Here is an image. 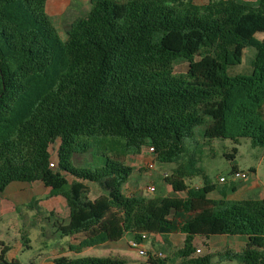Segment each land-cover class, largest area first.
<instances>
[{
    "label": "trees",
    "instance_id": "obj_1",
    "mask_svg": "<svg viewBox=\"0 0 264 264\" xmlns=\"http://www.w3.org/2000/svg\"><path fill=\"white\" fill-rule=\"evenodd\" d=\"M47 2L0 0V196L15 181H41L64 196L67 220L39 199L28 203L34 221L44 216L70 238L54 264H125L118 255L80 254L127 234L166 240L169 253L148 251L143 264H213L214 254L192 243L217 234L248 238L240 252L225 251L229 259L264 264V198L212 197L218 185L186 144L204 125L206 142L249 137L264 146V39L256 36L264 32V0H90L66 39ZM247 47L255 49L252 72L229 74ZM181 62L188 68L178 72ZM96 146L105 148L103 165L74 163ZM142 146L174 164L164 181L178 194L124 190L135 170L128 157ZM195 176L200 181L189 185ZM92 183L102 189L93 199ZM171 233H186L185 245L172 249ZM0 246V264H23L8 258L11 245Z\"/></svg>",
    "mask_w": 264,
    "mask_h": 264
},
{
    "label": "rangeland",
    "instance_id": "obj_2",
    "mask_svg": "<svg viewBox=\"0 0 264 264\" xmlns=\"http://www.w3.org/2000/svg\"><path fill=\"white\" fill-rule=\"evenodd\" d=\"M65 8L61 10L55 9L53 0L47 2V12L58 27L59 33L63 39L67 38V29L70 24L78 17L83 16L91 9L90 0H64ZM198 2H205L206 0H197ZM256 36L259 39H264V32H258ZM255 49L247 47L244 50L243 61L238 65H231L228 67L229 74L235 75L238 73H250L252 67L250 66V59L253 56ZM178 72L187 70L188 63L181 62L176 66ZM204 125L196 129L195 136L186 139L188 147L187 155L195 158H200L198 166L205 170L211 181L219 183L220 176L227 178V197L229 200H240L245 198H258V195L247 190L252 185L264 184V146H254L249 137H241L238 142L230 138H215L209 142L205 141ZM237 147L238 152L235 159H230L226 153L232 152L233 148ZM104 147L96 146L86 153H78L74 155V163L80 167L96 168L103 165L105 155L103 154ZM148 151L147 146H142L141 150ZM149 153V152H148ZM153 156V155H152ZM136 157L131 156L130 162L135 164ZM236 163L240 170L247 171L249 176L246 179H239L236 181L239 185L238 190L234 191L230 187L232 165ZM135 166L132 179L129 187L124 186L127 193L146 194L150 196H164L167 184L163 180L164 175L171 172L174 164H164L156 161V168L153 172H149L143 165L139 163ZM143 167V170L139 169ZM256 168L258 174L252 171ZM155 183L156 191L149 193L147 187ZM200 181L199 176L194 178H187L189 185L194 186ZM12 184V183H11ZM132 184V185H131ZM16 185V186H15ZM8 189L6 193L0 198V240L5 241L11 245L8 258L13 257L20 260L23 264H33L37 258L40 259L42 255L53 252L59 249L57 242L63 244L67 238H63L56 232V227L53 221L45 219L44 216L35 218L36 210L29 208L28 203L34 199L46 198V188L44 186L29 187L26 183H16ZM25 185V189H23ZM93 189L91 198H95L102 189L96 184L92 183ZM133 186V187H131ZM14 187V188H13ZM22 189V191H20ZM216 193V192H215ZM215 193L212 197H215ZM171 195L178 194L175 191L170 192ZM49 196V195H48ZM47 200L50 206L60 211L65 219H68V207L62 197L51 195ZM261 197V196H260ZM22 235H27L31 242V247L24 245ZM82 236V235H81ZM78 236V237H81ZM132 235H128L121 242H108L100 246H94L85 249L83 256H109L118 255L125 259V264H142L147 261V256L139 254L138 250L131 247L128 243ZM232 236H214L210 241L211 251L218 252L220 257H225V251L231 249L236 251L237 247L232 244ZM153 236L145 240L143 246L146 250H152L150 242ZM72 240H75L73 238ZM76 241V240H75ZM220 242V245H216ZM228 243V245H226ZM1 247V246H0ZM158 252L156 253V255ZM10 256V257H9ZM162 257V256H161ZM177 261H170L168 264H176ZM216 262V261H215Z\"/></svg>",
    "mask_w": 264,
    "mask_h": 264
},
{
    "label": "crops",
    "instance_id": "obj_3",
    "mask_svg": "<svg viewBox=\"0 0 264 264\" xmlns=\"http://www.w3.org/2000/svg\"><path fill=\"white\" fill-rule=\"evenodd\" d=\"M207 1L208 0H206L205 2H207ZM64 2H65L64 0H53V5H54L53 7L55 9H57V10L64 9L65 8V3ZM205 2H200V3H205ZM131 156H135L136 157V160L134 162L135 164L130 162ZM151 157H152L151 152L149 150L146 151V150L143 149V150H141L140 153L129 155L128 163L131 164V165H138L139 163H143L144 164V162L146 160L150 159ZM254 173L258 174V171H257L256 168H254ZM163 180H164V178H163ZM16 183H21V181H15V182H12V184L10 183L7 186V188L5 189V191L3 192V194L6 193L10 187H11V190H12V186H14ZM22 183L28 184L29 187L30 186L31 187L44 186L46 188V198L45 199L40 198L41 205L43 207H45L48 211L54 210L55 212H57L59 214V217H61V219L67 220V219H65V217L62 216L60 211H58L57 209H54L55 208L54 206L51 207L50 204L47 203V200L50 197H52L51 196L52 193H51V188L50 187H46L41 181H35V182H32V183H29V182H22ZM129 184H130V182L126 184V187H129ZM197 184L198 183H196L195 185H197ZM217 185L218 186H217L216 190L213 192V193L216 192L214 198H216V199H222V198L228 199L227 197H225L226 194L228 193L227 192L226 182H220L219 181V183H217ZM131 187H133V186H131ZM230 187L232 188V190L237 191L239 185H238L237 182H231L230 183ZM234 187H236V188L234 189ZM23 189H25V185H24ZM164 190H165L164 191L165 195H171L170 192H173V190L171 189V187H169V185H167ZM247 190H251V193H254L255 195H258V198H264V184L263 183H261V185H252L251 184V186L248 187ZM20 191H22V189H20ZM101 193L102 192L100 191L99 194H101ZM2 195L0 196V198L2 197ZM173 195H175V194H173ZM56 196L62 197L64 199V201H65L66 206H67V203H66V200H65L64 196H62V195H53V197H56ZM128 235H130V234L125 235V237L123 239H125ZM219 235L220 236H225V235L226 236H232L230 239L232 241V244L237 247V250L236 251L231 250V249L227 250V251H230V252H232V251L233 252H240L241 249L246 245V243L248 241V238L246 236H243V235H228V234H217V235H210V236L195 235L194 238H193V243H192L193 247L197 250V253H200V254L212 253V254H214L213 264H244L241 260H239L236 257H233L231 259H229L226 256L225 257H220L218 255L219 254L218 252L211 251V245H210L209 241L214 236H219ZM79 236H81V235H79ZM65 238H67V241L64 242L63 244H60L58 242L56 243L59 246L58 250L53 251V252H49V253H46V254H40V255H42L40 257V259L37 258L36 261H33V264H54V258L60 254L62 247H67V244L70 241V238H68V237H65ZM122 240H120L119 242H121ZM132 240H134L133 237L130 238L128 243L130 244V242ZM167 240L169 241V243H170L169 245H171L172 249L173 248H178V247H183L185 245L186 240H187V234L186 233H171V234L167 235ZM72 241H75V240H72ZM150 242L152 244V250H149L151 253L156 254L157 252H162L163 253V257L162 258H164L169 253L168 244H167V242H166V240L164 239L163 236H161V235L153 236V238H151ZM105 244H107V243H105ZM216 245H220V242H218ZM226 245H228V243H226ZM85 251L86 250H84L80 255H83L85 253ZM10 254L11 253H8V255H10ZM66 254L72 255L69 252H66ZM76 255H78V254H76ZM13 258H15V257H13ZM13 258H11V259H13ZM176 261H177L176 264H179L180 260L177 259Z\"/></svg>",
    "mask_w": 264,
    "mask_h": 264
},
{
    "label": "built area",
    "instance_id": "obj_4",
    "mask_svg": "<svg viewBox=\"0 0 264 264\" xmlns=\"http://www.w3.org/2000/svg\"><path fill=\"white\" fill-rule=\"evenodd\" d=\"M149 151L151 152V154L153 155L150 159L146 160L144 162V167L149 171V172H153V170H155L156 168V160L153 154L154 148L153 147H149ZM52 166H54V163H51ZM249 176V173L247 171H242L240 169L234 171H231V180L232 182H236L239 179H246ZM220 182H227V178L225 176H220L219 178ZM147 190L149 193H154L157 189L156 186L152 180V184H150L147 187ZM143 237L146 238V234H143ZM130 246L134 247L138 250L139 254L143 255V256H147L148 255V250H146L143 246L142 242H138L136 240H132L130 242ZM158 256H162L163 257V253L162 252H158L157 254Z\"/></svg>",
    "mask_w": 264,
    "mask_h": 264
}]
</instances>
